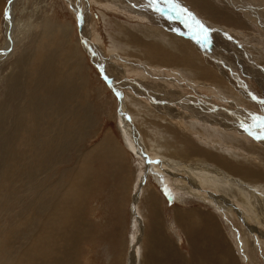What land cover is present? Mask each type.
<instances>
[{
  "label": "rangeland",
  "instance_id": "rangeland-1",
  "mask_svg": "<svg viewBox=\"0 0 264 264\" xmlns=\"http://www.w3.org/2000/svg\"><path fill=\"white\" fill-rule=\"evenodd\" d=\"M8 1L0 0V50ZM17 1L16 9L23 12L17 23L24 29L14 34L9 54L0 61V264H147L144 239L155 214L165 239L185 259L179 264H198L187 232L199 223L193 218L182 229L177 211L207 215L203 222L215 219L235 264H264V238L249 234L244 225L258 235L264 221L250 218L237 191L255 195L262 210L264 193L243 190L240 183L251 185L242 178L227 191L203 188L229 207L225 216L198 196L202 190L173 197L164 191L163 183L173 187L184 175L171 169L175 177L156 176L148 168L155 161L158 169L151 168L161 169V157L194 144L264 178V139L236 130L242 123L251 128L252 115L264 116V10L253 0H243L245 9L229 0H176L209 29L204 41L192 20L169 19L148 0ZM40 19L49 20L51 30L60 29V39L48 37V51L55 47L54 65L36 48L39 29L48 32ZM136 46L143 50L135 52ZM115 67L127 84L135 81L163 95L176 92L174 98L196 102V113L223 114L227 124L217 127L190 116L182 128L185 138L174 136L176 124L157 108L163 98L156 103L145 92L113 89L107 75H114ZM197 72L208 79L205 84ZM164 106L167 112L181 111L170 101ZM233 114L239 123L232 121ZM127 121L133 131H125ZM257 181L264 188V180Z\"/></svg>",
  "mask_w": 264,
  "mask_h": 264
},
{
  "label": "bare ground",
  "instance_id": "bare-ground-1",
  "mask_svg": "<svg viewBox=\"0 0 264 264\" xmlns=\"http://www.w3.org/2000/svg\"><path fill=\"white\" fill-rule=\"evenodd\" d=\"M16 1L17 0H9L8 4H7V7L5 8V35H4V42H3V45H2V49L0 50V61H2L4 59V57L7 55V53L11 49V47L13 45V36H14V34L16 32H20L22 29H24L23 28L24 27V23H19V22L17 23V18H19V15L23 14V12L19 13L18 10L16 9V7H15ZM229 1L233 2L234 4H237V7H239V8H240V6H242V8H244V9L247 8V7H245L246 3L243 0H237V1H239V4L235 0H229ZM71 2H72V0H71ZM78 2H80V1H78ZM253 2L255 3L254 5L257 6V8H259L261 10H264L263 9L264 8V0H253ZM69 4H70V2H69ZM78 7L79 6H76V8H78ZM250 9L253 10L252 8H250ZM261 10H260V12H261ZM245 13H247V12H244V14ZM262 14H261V17H262ZM258 15H260V14H258ZM31 17H33V16L31 15ZM247 17L249 19H251L250 14L247 15ZM40 21H43L44 24H47L48 32H45L42 28L39 29L40 43H39V45H37L36 48H38L39 51L43 53V60H45V61L48 60L49 62L52 61L53 62L52 65H54L55 62H56L55 47L52 46L51 47L52 51L51 52L48 51V47L47 46H48V42H49V39H50L48 37L52 36L54 38L60 39V38H58L60 29L51 30L50 29L51 22L49 20L40 19ZM12 25H13V28H14L13 33L11 32V28H10V27H12ZM85 34H86V32H85ZM87 35H89V33H87ZM11 38H12V40L10 42ZM85 39H86V41L84 40V47H85V49H87V48L89 49L90 48V46H89L90 45L89 38H85ZM64 43H65V40L61 39V44H64ZM91 46L93 47V45H91ZM95 47L96 46H94V48ZM135 48H136V49H134L135 52H141L143 50L139 46H136ZM45 51H46V53H45ZM91 51H92L91 53L94 54V56L97 58L98 53H95L96 49H93ZM25 57H27V56L25 55ZM166 57L169 58L168 56H166ZM58 59H59V57H58ZM98 59H99V57H98ZM128 64H129V66L131 65L130 63H128ZM131 66H133V65H131ZM135 68L138 69L139 67H135ZM119 71H120V69L118 67L117 68L115 67L114 75H112V76H108L107 75V78L110 80V81L108 80L110 82V84L114 85L113 89L119 90V89H122L123 87H128L130 90L136 92L137 95L139 93H144L145 92L147 94V97L148 98H152L156 103L157 102L158 103L161 102L162 99H161V101H158V99L162 97L164 104L163 105H157L158 107L155 105V107H157L159 109L160 108L163 109L162 113L167 115L170 119H172V122L174 124H176L174 127L177 130H179V131L173 133L174 136L180 134L179 136L182 137V139L185 138V136H184L185 134L183 132L184 129H182V128H184L185 122L189 120L190 116H192V120L198 118V119H200V120H202L204 122H208L209 125L211 124V125H214V126H217V127H220V125H226L227 124L223 119H220V117L223 116V114H221L220 116H216V117L212 118V117H208V115H205V113H207L208 111L207 112L206 111H202L201 113H196L195 106H194V104H196V102L191 101V99L189 100L188 97H187L188 100L191 101L192 103L188 104L186 102L187 103L186 104V103L182 102V100H179L180 97H178L177 98L178 100H177L176 98H174V97H176V95H178L176 92H174L175 94L166 93V95H163V94L159 93V90L154 89V88L152 89L150 87H145V86H143V84L141 85V84H139V83H137L135 81H133V82L131 81L130 84H127L126 82L128 80L121 79L123 77H120V79L118 78ZM251 72H252V70H251ZM106 73H107V71H106ZM252 74L256 75V72H253ZM195 75L198 78V80L200 82H202V83L204 82V84H205V81L206 82L208 81V79L206 77H204L202 79L203 76L201 74H199L198 72ZM195 75L192 74V76H195ZM120 81H121V83H118ZM167 83H169V82H167ZM210 83H212V82H210ZM169 97H172V98H174L176 100H172L171 101V99ZM169 101L172 104L179 106L181 108V111L179 112L178 110L175 111L173 109L172 112L171 111L167 112L166 109H168V108H165L164 105L168 104ZM49 102H50V100H49ZM182 104H184V105H182ZM159 109H156V110H159ZM204 110H208V109L205 108ZM158 112L161 113V110H159ZM211 116H213V115H211ZM237 118L238 117L236 115H234V114L232 115V121H235V122L239 123L240 119L239 118L237 119ZM247 119H246V121H247ZM126 125H127V129L125 131H127V132H129L130 130L133 131V129L131 128V126H130L128 121H127ZM136 128L139 131L137 125H136ZM222 129L227 131V127H224ZM137 130H136V134H137ZM189 130H188V132H189ZM236 130L239 131V132H244V133L248 132V133H250L249 131H245L244 128L241 127V125H240V128L236 129ZM251 132H253V131H251ZM190 134H192V133H190ZM123 135L125 137L127 145H132L133 143L130 144V142H129V137H128V136H130L129 133H125ZM133 136H136V135H133ZM136 137H138V136H136ZM133 140L131 142H133ZM138 140H140V139H138ZM261 143L264 144V141H261ZM156 145H159V144L156 143ZM142 151H143V154H144V150H142ZM156 151L157 152L158 151L161 152L160 148L156 149ZM173 153H175L174 155L176 157L173 156V155H170L166 159H162V158H165V157H161L160 158L158 164H160V166H162V167L159 170H157L158 168L156 167V162L155 161H150L148 163V168L150 170H152V172H154V174L156 176H159L160 174H164V175H170L171 177H173V176L175 177L174 174L176 172L184 175V178H183L184 181H177V179L174 180L173 183H172L173 187L170 186V185H167L166 183H163L164 191L168 195H170L171 197L175 196L178 192L187 191V192H190L192 195H194L195 193L192 192L193 190H195L197 192L202 190L203 192H201V193H203V195H201V194L200 195L197 194V195L198 196H202V197L205 196L204 199H206L208 202L212 203L214 205V207H216V209H219L221 211V213H223V215L226 216V211H230V209H229L228 206H226L225 202L223 200H220L219 198L217 199L215 196H213V195H211L209 193H208V196H207L206 195L207 191L204 190L203 188H205V189L209 188L212 191H214V190L215 191H221L222 190V192L223 191H227L228 188H231V187L235 188L236 184H239L237 182V180H235L236 178H242V180H245V181L249 182L248 185H251V187L248 186V188H247L246 187L247 185L240 183L239 185H244V186H241L243 190L245 188L249 189V190H252V189L255 188L258 191H261L262 193H264V188L261 187L260 185H257V183H263L261 181H257L258 178L260 180H264V178L261 176L260 172L257 173L255 170L248 169V168H246L244 166H241V165L228 164L227 163L228 159H225V158L221 159V158L217 157V153L216 152L210 153L207 150L203 149L202 147H197L196 145L192 144V145H188L187 147H185L183 149H178L177 152L175 151ZM192 162H195V164L193 163L194 166H189V164H191ZM152 164H153V166L155 164V167L157 169L151 168ZM164 165L166 166L165 169H168V171H165V169L163 168ZM171 169L175 173H172ZM237 192L239 194L238 202H240V204L242 205L243 209L247 210L246 212L249 214L250 218L251 219L253 218V220L257 224H258V222L264 221V210H262L259 207V201L256 200V197H254L255 195L253 197H249V196H247V194L244 193V191L243 192L241 191L244 194H242L239 191H237ZM249 193H250V191H249ZM223 195H225V194H223ZM234 210H231V211H234ZM236 213L240 214L238 209L236 210ZM241 213H244V212L241 211ZM246 216H248V215L246 214ZM206 217H207V215H206ZM206 217L198 216V214H194L191 211L190 212H185L184 214L183 213L181 214L179 211H177L175 213L176 222L182 229H186L188 226H190L188 221L193 219V218L195 219V221L197 223H199L198 224V228H193V230L191 229L189 232H187V234L189 235V242H190L191 247H192L191 250H192V254H193V259H192L193 263H198V264H200V263H203V264H217V258L216 257H220L219 258V262H221V264H235L236 259L233 257L232 251L229 249L227 243L224 240V237H221L222 234H219V232L221 231V228L219 227V224L216 223L217 221H215L213 216H211V217H212V219H214V221L211 220V219H207V220H205L203 222V219L206 218ZM154 218H155V220L153 222L149 223V225L146 227V231L149 232V233H145L146 239H144L147 242L146 245H148V248L145 251V256L143 255L145 257V260H146L145 262H147V264H165V262H166V264H167V263H169V260H171V262H172L171 264H177V263L179 264L180 261H183V259H184V258L182 259L183 256L181 257V255L179 254V251H177L176 249H173V247H171L169 245V242L165 239V236L163 234L161 225H160L159 221L157 220V215L156 214L154 215ZM79 220H81V219H79ZM242 221H243V223L246 222L244 220H242ZM244 225H246V230H247V232L249 234L255 236L258 239L261 238V237L264 238V231L262 232V231L258 230V232H259V234H258L259 236H258L257 233L255 232L256 230L255 231L253 229L250 230L251 228H250L249 225H247V223L244 224ZM260 227H264V223L260 224ZM262 229H264V228H262ZM239 230H242V229L239 227ZM260 232H261V234H260ZM247 243H248V241H247ZM260 243L264 244L263 241L262 242L260 241ZM144 245H145V243H144ZM240 245H242V244H240ZM190 255H191V253H190ZM141 258H142V256H141ZM133 259H134V256H132V258L130 257L129 261H133ZM135 261H136V259L134 260V262ZM186 261H185V264H187ZM141 262H143V261H141ZM138 263H139V260L137 262H135V264H138Z\"/></svg>",
  "mask_w": 264,
  "mask_h": 264
},
{
  "label": "snow or ice",
  "instance_id": "snow-or-ice-1",
  "mask_svg": "<svg viewBox=\"0 0 264 264\" xmlns=\"http://www.w3.org/2000/svg\"><path fill=\"white\" fill-rule=\"evenodd\" d=\"M148 6L154 8L161 15L168 13L169 19L173 18V15L176 17H186L185 23H188V20H192V23L199 29L201 33H204V41H207V33L209 29H207L202 22L195 19L194 15L189 12L186 8H179V5L176 3V0H148ZM179 8V11L177 9ZM79 19V17H78ZM192 25H189L191 27ZM255 99V97H253ZM251 120L253 124L251 128H257L259 131L252 133L251 128L246 124H241V127L244 128L245 131H249L250 134L253 135L255 139H264V116L260 115H252Z\"/></svg>",
  "mask_w": 264,
  "mask_h": 264
}]
</instances>
